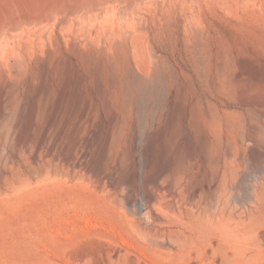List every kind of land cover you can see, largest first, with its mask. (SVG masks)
<instances>
[{"label": "rangeland", "instance_id": "obj_1", "mask_svg": "<svg viewBox=\"0 0 264 264\" xmlns=\"http://www.w3.org/2000/svg\"><path fill=\"white\" fill-rule=\"evenodd\" d=\"M130 1L0 32V103L18 91L15 109L0 108V264H264V216L250 220L263 205L264 112L245 105L264 99V0ZM216 158L226 184L189 200ZM29 171L39 176L12 188ZM221 209L250 229L223 252L177 247L178 229L192 235L186 219Z\"/></svg>", "mask_w": 264, "mask_h": 264}, {"label": "bare ground", "instance_id": "obj_2", "mask_svg": "<svg viewBox=\"0 0 264 264\" xmlns=\"http://www.w3.org/2000/svg\"><path fill=\"white\" fill-rule=\"evenodd\" d=\"M103 1H105L106 2V0H0V32H2V31H4V30H6V29H12V30H14V29H17V28H22V27H26V26H31V25H37V24H39V23H41V22H48V21H52V20H54V19H58L59 21V23H60V25H63L64 24V22L66 21L65 19L66 18H68V17H70V16H73V15H76V14H80V13H82V12H84V11H86V10H89V8L91 7V6H93V5H97V4H101ZM109 1V0H108ZM132 1V0H131ZM131 1H130V3H131ZM110 2H111V0H110ZM119 2V1H118ZM104 3V2H103ZM129 3V2H128ZM128 5H130V4H128ZM116 7V6H115ZM128 7V6H127ZM126 7V8H127ZM125 10H127V9H125ZM120 12V11H119ZM121 13H122V10H121ZM124 15V14H123ZM61 19V20H60ZM72 20V19H71ZM73 21V20H72ZM57 23V22H56ZM132 23V22H131ZM55 25V24H54ZM57 26H58V24H56ZM76 25V24H75ZM137 25H138V23H137ZM138 28V27H137ZM56 30V29H55ZM137 30V29H136ZM135 30V31H136ZM72 31V30H71ZM36 32V31H35ZM45 32H47V31H45ZM6 34V33H5ZM43 34V33H42ZM56 35V34H55ZM57 35H58V33H57ZM121 35V34H120ZM32 36V35H31ZM122 36V35H121ZM120 36V37H121ZM42 37V36H41ZM40 37V38H41ZM45 37V36H44ZM52 37V36H51ZM63 37H64V34H63ZM46 38V37H45ZM53 38V37H52ZM51 38V39H52ZM59 37H57L56 38V40H55V43L54 44H56L55 46L57 47V48H59L60 47V44L62 43H60L59 41V39H58ZM84 38V37H83ZM85 38H87V36L85 37ZM116 38V37H115ZM123 38V37H122ZM42 39V38H41ZM47 39V38H46ZM74 39V38H73ZM14 40V39H13ZM53 40V39H52ZM85 40V39H84ZM83 40V41H84ZM88 40L89 39H87L85 42H88ZM45 41V40H44ZM71 41V40H70ZM74 41V40H73ZM72 41V43L73 44H75L74 42ZM101 41H103V40H101ZM100 41V42H101ZM120 41V40H119ZM47 42V41H46ZM45 42V43H46ZM54 42V41H53ZM91 42V41H90ZM90 42H88V43H90ZM100 42H99V44H100ZM122 42V41H121ZM42 43H43V41H42ZM41 43V44H42ZM51 43H52V41H51ZM71 43V44H72ZM13 44H14V42H13ZM20 44H22V43H20ZM35 44V43H34ZM34 44H32L33 46H34ZM77 44V43H76ZM81 44V43H80ZM93 44V43H92ZM15 45V44H14ZM102 45V44H101ZM22 46V45H21ZM48 45H46V47H47ZM94 46V45H93ZM29 47V46H28ZM37 47V46H36ZM35 47V48H36ZM61 47H62V45H61ZM101 47V46H100ZM103 47V46H102ZM102 47H101V49H102ZM112 46H110V48H111ZM98 48V47H97ZM32 49V48H31ZM62 49V48H61ZM95 49V48H94ZM104 49V48H103ZM102 49V50H103ZM14 50V52H15V48L13 49ZM21 50H22V48H21ZM35 50V49H34ZM20 51V50H19ZM32 51H33V49H32ZM36 51H37V48H36ZM60 51V50H59ZM95 51L97 52V50L95 49ZM38 52V51H37ZM36 52V53H37ZM50 52V51H49ZM49 52H47V53H49ZM20 53V52H19ZM18 53V54H19ZM34 53V52H33ZM60 53V52H59ZM103 53H105V52H103ZM106 53H109L108 52V50H107V52ZM105 53V54H106ZM46 54V53H45ZM61 54H63V53H61ZM83 54V53H82ZM23 55V54H22ZM34 55V54H33ZM47 55V54H46ZM59 55V54H58ZM65 55V54H64ZM115 55H121V52H119V53H116ZM21 56V55H20ZM45 56V55H44ZM61 56V55H60ZM67 56V55H66ZM65 56V57H66ZM71 56V55H70ZM84 56V55H83ZM106 56H112V55H106ZM37 57V56H36ZM39 57V56H38ZM37 57V58H38ZM69 57V56H68ZM85 58H84V60H88V55H85L84 56ZM22 58V57H21ZM43 58V57H42ZM47 58H48V56H47ZM35 59V58H34ZM41 59V58H40ZM44 59H45V57H44ZM67 59V58H66ZM37 60V59H36ZM39 60V59H38ZM59 60V59H58ZM61 60V59H60ZM24 61V60H23ZM221 61V60H220ZM31 62V61H30ZM42 63H43V60L41 61ZM41 62H40V64H41ZM67 62V61H66ZM34 63H35V61H34ZM39 63V62H38ZM240 63V65H243L244 64V62H239ZM15 64H18V63H15ZM36 64V63H35ZM39 64V65H40ZM45 64V63H44ZM69 64V63H68ZM19 65V64H18ZM17 66V65H16ZM15 66V67H16ZM36 66V65H35ZM46 66H47V61H46ZM45 66V67H46ZM109 66V65H108ZM2 67V66H1ZM27 67H28V65H27ZM40 67V66H39ZM38 67V68H39ZM44 66H42V67H40L41 68V72L45 75V73H46V68H45ZM4 68V67H3ZM19 68V67H18ZM217 68H218V73H219V75L221 76V77H226V78H228L229 76H230V73H231V71L234 69V62L232 61V60H229V62L228 63H224V62H220L218 65H217ZM13 70H14V68H12ZM49 69V68H48ZM39 70V69H38ZM91 71H92V73H97L98 71H99V68H91L90 69ZM109 70H111V66L109 67ZM18 71V70H17ZM16 71V72H17ZM70 71V70H69ZM9 72H10V70H9ZM40 72V71H39ZM40 72V73H41ZM42 74V75H43ZM47 74V73H46ZM76 74V73H75ZM90 74V73H89ZM0 75H2V74H0ZM14 75V74H13ZM68 75V74H67ZM12 76V75H11ZM46 76V75H45ZM45 76H43L44 78H46ZM3 76H1V78H2ZM43 78V79H44ZM237 79H239L238 77H237ZM44 81V80H43ZM9 84H7L6 86H8ZM45 85V84H44ZM12 86H15V83H14V85H12ZM15 87H13V88H11V86H10V89H8V90H5L6 91V98L4 99V100H2V102L0 103V108H2L3 110L5 109V110H8V111H11V110H13V109H15V95H16V93L18 92V91H16L15 89H14ZM31 88V87H30ZM41 88V87H40ZM254 88V87H253ZM5 89H7V88H5ZM249 89H251V88H249ZM248 89V90H249ZM253 90V89H252ZM41 93L42 92H44V91H46V89H45V87L44 86H42V88L39 90ZM248 94H251V93H248ZM251 101V102H250ZM249 102H247L245 105H247L248 107H249V109H251V110H253V111H257V112H264V99L263 100H260V101H253L252 102V100H250ZM245 103V102H244ZM81 124V123H80ZM79 124V125H80ZM113 125V124H112ZM115 126H116V124H115ZM84 127V126H83ZM113 127V126H112ZM111 127V128H112ZM10 128L11 129H13V128H15L16 129V126H15V124L12 122L11 124H10ZM113 129V131H115L114 129H115V127H113L112 128ZM15 137V133H13V137L12 138H14ZM70 137V136H69ZM133 137V136H132ZM67 143V142H66ZM70 143V142H69ZM78 144V143H77ZM53 145V144H52ZM55 146V145H54ZM52 147V146H51ZM78 148V147H77ZM33 149V147L30 149V151ZM50 150H51V148H49ZM53 149V148H52ZM49 150V151H50ZM75 150H76V148H75ZM53 151V150H52ZM80 152V151H79ZM49 153V152H48ZM50 153H53V152H50ZM77 153H78V151H77ZM61 154H63V153H61ZM66 154V153H65ZM76 154V153H75ZM80 154V153H79ZM48 156H50V157H52L53 156V154H50V155H48ZM29 159L30 160H34V158H33V156H32V152H29ZM57 157V156H56ZM55 156H54V158H56ZM79 157V156H78ZM53 158V157H52ZM51 158V159H52ZM206 158V157H205ZM58 160H61L62 162H66V163H68V164H72L73 165V167L75 166V167H77V165H78V162H76V160L75 159H72V158H70V156H67V155H60V156H58L57 157V161ZM81 160V159H80ZM205 159H204V156H203V161H204ZM207 160V159H206ZM106 161V160H105ZM11 163H13V164H15L17 167L18 166H20L19 165V160H16V161H11ZM204 163V162H203ZM219 163H220V161H219V159H215V160H213L212 162H210V161H207L206 162V166H211V171H210V177H209V182H203L202 181V177H201V175H200V177H199V179L197 180V181H195L194 182V184L192 185V187L188 190V195H189V197H188V199L190 200V198H193L194 197V199L198 196V195H196V194H198V192L199 191H202L203 189H205V190H209V189H211L212 190V188L214 187V186H218V185H224V184H226V182H227V180H228V178H227V176L225 175V173H223L222 175H221V177H218V167H219ZM80 164V163H79ZM55 165V164H54ZM29 166V165H28ZM68 166H70V165H68ZM79 167V166H78ZM84 167V166H83ZM25 169V168H24ZM27 169V168H26ZM82 169V168H81ZM33 170V169H32ZM31 171V170H30ZM29 171V172H30ZM222 171V170H221ZM30 173H32L31 175L29 174H27V177H26V179H24V180H21V179H19L18 181H16V182H13V183H11L12 184V186L14 185L15 186V184H19V185H21V186H23L22 184H24L25 186H27V184H28V186H29V184L30 183H28V182H30V181H32L31 179H34V178H37L38 176H39V174L36 172V171H34V172H30ZM57 174V173H56ZM230 178H231V180L232 181H234L235 179H236V171L235 170H233V171H231V173H230ZM41 177V176H40ZM46 179H48L49 180V178L48 177H46V176H44ZM189 177V176H188ZM42 179H43V176H42ZM75 180V179H74ZM77 180V179H76ZM78 180H79V178H78ZM185 180H186V178H185ZM41 181V180H40ZM36 182V181H35ZM37 182H39V180H37ZM27 183V184H26ZM11 184H10V186H11ZM34 184V183H33ZM39 184V183H38ZM261 184V183H260ZM18 185V186H19ZM11 186V187H12ZM12 187V188H15L16 189V187ZM14 189V190H15ZM18 189H19V187H18ZM11 190V189H10ZM17 190V189H16ZM214 190V189H213ZM13 191V190H12ZM180 191V190H179ZM1 192H3V191H1ZM14 192H16V191H14ZM204 192V191H203ZM13 193V192H12ZM4 194H5V192H4ZM9 194H11V193H9ZM183 194V193H182ZM214 194V193H213ZM159 195V194H158ZM195 195H196V197H195ZM201 195V194H200ZM206 195V194H205ZM4 196H7V195H4ZM207 196V195H206ZM145 198H147V200L148 201H155V198H153L152 196H150V195H148V196H146ZM255 198V197H254ZM253 198V199H254ZM187 199V200H188ZM255 199H259L258 201H262V203H263V205H262V207H261V209L262 210H259L260 211V215L258 216L257 215V217H250V220L252 219V220H254V221H257L258 223L259 222H262L260 219H261V217H263L264 216V182H262V185H261V188L259 189V192H257V195H256V198ZM127 200V199H126ZM128 200H129V197H128ZM158 200V199H157ZM161 200H162V198H161ZM192 200V199H191ZM213 200H215V199H213ZM195 201V200H194ZM208 201V200H207ZM151 202V203H152ZM217 202H218V199H216V204H217ZM255 202V201H254ZM257 202V201H256ZM208 203H209V201H208ZM261 203V202H260ZM193 204H194V202H193ZM153 205V204H152ZM155 206V205H154ZM191 206V205H190ZM205 206V205H204ZM254 206V205H253ZM140 207V206H139ZM152 207V206H151ZM156 207V206H155ZM154 207V208H155ZM160 207V206H159ZM207 207V206H206ZM203 208V207H202ZM166 209V208H165ZM203 209H205V208H203ZM213 209V208H212ZM159 210H161V208L159 209ZM164 210V209H163ZM181 210V209H180ZM179 210V211H180ZM191 211H194V210H192V209H190ZM255 210V209H254ZM178 211V210H177ZM186 211V210H185ZM184 211V212H185ZM188 211V210H187ZM203 211H205V210H203ZM258 211V212H259ZM162 213H163V211H161ZM173 212V211H172ZM171 212V213H172ZM218 214H216V213H214L211 217H209L208 216V218L207 217H205V218H207V220H203L202 218V215H201V219H200V217H195V218H190V219H186V220H188V222H186V225H188L190 228H191V230H189V231H192V235H185L183 232L181 233V231H179V229H178V231L176 232V234L174 233L173 235H175L174 236V239L176 240V242H177V247L179 248V246H181V248H184V246L183 245H186L187 246V244H189L190 243V241H192V242H195V241H202V243L203 242H206L207 244H209L208 245V247L209 246H211L214 250H221L222 251V248L225 246V244H226V241H227V239H228V237L230 236V235H237L238 236V234H239V232L241 231L242 232V230L244 229V226L245 225H247V223L244 225V223L240 220V221H237V222H235L234 223V226L232 227L231 225H230V222H229V219H231V218H227V217H225L226 215H224V211L221 209V210H219V212H217ZM164 214V213H163ZM173 214H174V212H173ZM181 214V213H180ZM187 214V213H186ZM191 214H192V212H191ZM195 214V213H194ZM216 214V215H215ZM189 215V214H188ZM199 215V214H198ZM263 215V216H262ZM160 216H162V215H160ZM176 216V215H175ZM207 216V215H206ZM165 217V216H164ZM168 217V216H167ZM171 217V216H170ZM184 217H186V216H184ZM193 217V216H192ZM154 218V217H153ZM184 219V218H183ZM239 219V218H238ZM237 219V220H238ZM249 219V218H248ZM264 219V218H263ZM158 220H160L159 218H158ZM233 220V219H232ZM236 220V219H235ZM251 220V221H252ZM156 221V220H155ZM169 221V220H168ZM251 221H250V223H251ZM154 222V221H153ZM182 223H183V221H181ZM253 222V221H252ZM257 222H253V223H251V226L254 224V225H257L258 223ZM253 225V226H254ZM176 226V225H175ZM248 226V225H247ZM247 226H245V227H247ZM249 226H250V224H249ZM249 226H248V228H249ZM252 226V227H253ZM255 227V226H254ZM248 228H246L247 230H248ZM246 229H244L243 231H245ZM250 229V228H249ZM255 229V228H254ZM188 230V229H187ZM248 231H246V233H247ZM145 233V232H144ZM189 233V232H188ZM149 234V235H148ZM148 234L146 233V235L148 236V237H146L148 240H149V238L151 239V238H153L154 236H152V237H149L150 236V232H148ZM191 234V233H190ZM248 234V233H247ZM145 235V236H146ZM153 235H155V234H153ZM242 235V234H241ZM144 236V237H145ZM246 236V235H245ZM215 238H218V241H217V244H216V246L215 247H213V240H215ZM154 239H156V237L155 238H153V239H151V242L154 240ZM174 239H172V240H174ZM146 240V239H145ZM174 240V241H175ZM189 240V241H188ZM155 241V240H154ZM167 241V240H166ZM148 242V241H147ZM156 242H157V239H156ZM156 242H154L155 244V246H156ZM164 242V241H163ZM169 242V241H168ZM189 242V243H188ZM153 243V242H152ZM202 243H199L200 245L202 244ZM205 243V244H206ZM196 244H197V242H196ZM230 244V243H229ZM158 246V245H157ZM168 246V245H167ZM183 246V247H182ZM185 246V247H186ZM191 246V245H190ZM164 247V246H163ZM192 247H193V245H192ZM232 247V246H231ZM234 247V246H233ZM165 249H166V247H164ZM168 249V251L170 250L169 248V246L167 247ZM176 248V247H175ZM180 248V249H181ZM235 248V247H234ZM239 248V247H238ZM177 249V248H176ZM180 249H178V250H180ZM197 249V248H196ZM236 249V248H235ZM240 249V248H239ZM167 250H165V251H167ZM175 251V250H174ZM181 252H182V249H181ZM180 252V253H181ZM200 252V251H199ZM223 252V251H222ZM234 252V251H233ZM177 253V252H176ZM188 253V252H187ZM196 253H198V252H196ZM212 253V252H211ZM214 253V252H213ZM181 254H183V253H181ZM180 254V255H181ZM224 254V253H223ZM236 254H238V253H236ZM178 255V254H177ZM183 256V255H182ZM198 256H199V253H198ZM219 256H221V254L219 255ZM234 256H236L235 255V253H234ZM238 256V255H237ZM241 256V255H240ZM184 257V256H183ZM186 257H188V256H186ZM212 257V256H211ZM242 257V256H241ZM189 258V257H188ZM180 259H182L181 257H180ZM226 260H224V258H223V260H224V263H225V261H227V258H225ZM230 261L231 260H233V259H229ZM209 261V260H208ZM249 261V260H248ZM227 262H229V261H227ZM227 262L225 263V264H227ZM244 263V262H243ZM246 264V263H245Z\"/></svg>", "mask_w": 264, "mask_h": 264}]
</instances>
